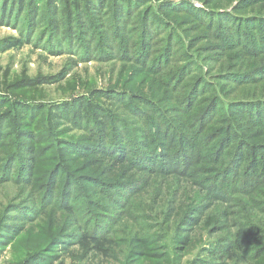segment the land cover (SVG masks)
<instances>
[{
    "label": "trees",
    "instance_id": "trees-1",
    "mask_svg": "<svg viewBox=\"0 0 264 264\" xmlns=\"http://www.w3.org/2000/svg\"><path fill=\"white\" fill-rule=\"evenodd\" d=\"M200 1L201 7L189 1L171 0H161L155 5L150 0H0V24L13 27L19 35L2 40V50L31 44L51 55L70 54L69 70L79 62L102 63L117 58L141 65L144 73L132 78L133 92L94 90L90 98L49 105L45 116H42L44 103H23L0 92V149L5 154L0 158V182L9 181L22 188L39 183L38 208L36 211L32 208L29 215H26L29 207L23 209L24 223L57 211L65 217V223L77 224L76 236H69L64 224L51 236L55 247L75 246L68 252L72 256H67L71 264H112L121 257V264H183L185 254L193 248L196 250L192 256L197 257L188 264H264V165L262 157L255 154L258 148L264 149V135H244L235 126L236 107L264 106V98L245 97L248 83L255 86L261 81L256 75L264 73V66L255 72L258 67L239 70L229 63L210 80L197 77L188 90L190 95L185 100L186 109L181 111L180 127L170 117L166 101L157 99L159 92H154L158 82L164 81L181 94L188 83L181 84L180 78L174 76L179 66L172 71H167L168 67L182 61L196 65L193 53L189 52L191 46L185 43L184 30L170 19L173 15L192 18L189 22L202 30L204 39L211 41L217 62L239 52L259 60L264 57L263 14L243 15L237 12V7L214 8L209 5L213 0ZM241 3L248 6L263 4L264 0H241ZM105 11L110 13L106 20ZM136 14L139 34L133 48L129 44L132 34L128 25ZM40 23L46 30L36 34ZM207 52L208 49L202 50L203 54ZM195 54L203 57L198 49ZM188 72L190 69L180 75L185 78ZM127 73L129 80L133 73ZM213 79L234 81V91H239L240 97L225 100ZM178 81L176 88L171 87ZM148 93L154 98L145 95ZM116 108L127 117L118 114ZM253 113L243 114L251 124L264 125V117ZM205 121L209 125H204ZM167 125L171 131L165 129ZM66 126L79 135L69 133ZM59 127L68 134H58ZM258 137L263 138L256 144L250 142ZM41 145L46 148H37ZM103 159L124 164L130 171L144 173L147 178L144 183L124 176L108 180L105 173L109 171L102 166ZM43 161L46 166L42 165ZM85 170L87 173H82ZM172 176L181 183L190 181L198 192L204 191L213 201L212 205L237 208L234 222L211 226L208 225L211 215H206L205 222L190 223L195 227L189 228V232H181L183 235L158 244L162 239L150 237L149 231L154 226L146 220L154 218L148 214L143 216L145 220L140 222L132 238H118L121 232L116 227L120 220L116 219L132 210L140 195L160 203L167 193L169 206L177 204L182 192L180 187L170 190L157 186L154 191L151 184L154 178L165 177V185ZM110 206L122 209L120 215L111 212ZM195 210L191 204L185 213ZM5 226L9 232L16 233L10 224L1 222L0 241L7 230ZM207 232L223 233L205 244L199 237ZM59 258L52 256L50 263Z\"/></svg>",
    "mask_w": 264,
    "mask_h": 264
},
{
    "label": "rangeland",
    "instance_id": "rangeland-1",
    "mask_svg": "<svg viewBox=\"0 0 264 264\" xmlns=\"http://www.w3.org/2000/svg\"><path fill=\"white\" fill-rule=\"evenodd\" d=\"M124 1L125 0H122V2ZM150 1L152 2V5H155L161 0ZM171 1L174 3L189 1L194 6H202L200 0ZM209 5L214 8L227 7L228 10L237 7V12L243 15L249 13H260L264 15V3H254L246 6L241 3V0H213L209 3ZM109 14V11H105L104 20L107 19ZM122 14L125 15V13ZM131 18V23L128 26L131 30L132 41H130L129 44L132 43L133 45L139 34V32L136 31V26H138V15H132ZM170 19L178 24L182 31L184 30L185 35L183 37L185 43L191 46L192 50L189 49V52L193 53L192 58L196 61V65H193L192 63L190 64L188 61H182L178 64L172 63L168 67L167 71H172L174 67L179 66L174 76L180 78L182 81L181 84L188 83L184 92L182 91L181 94H179L180 91H173L174 89L172 90L166 86L164 81L158 82V87L154 89V92H159L157 99L162 98V100L166 101L165 105L170 108V117L173 118L175 124L180 127L183 124V115H181V111L186 109L187 103L185 100H187L190 95L188 90L190 85L196 81L197 77L204 76L207 80H210V78L215 77V72L221 70L222 67L229 63L235 65L239 70H253V68L258 67L255 70L256 72L259 68L264 66V57L259 60L246 56L243 52H239L232 57L220 58L217 62V52L212 50L211 41L204 39V35L200 34L202 30H199V28L197 29V27L189 22L193 21L191 17L186 15H173ZM38 28H40V30H37L36 34L39 31L44 32V30H46L44 24L42 23L39 24ZM124 34L125 33H122V36H124ZM17 36L19 35L16 29H13V27L8 25L0 24V43L5 38ZM42 38H44L43 35ZM135 46L136 45H133V48ZM197 49L200 52V55L203 56L202 58H198L197 54H195ZM205 49H208V52L203 54L202 50ZM246 53L247 52L245 51V54ZM131 54L133 55L134 52ZM70 57V54L67 53L51 55L44 49L32 46L31 44H22L19 46L13 45L5 50H2V45L0 44V92L7 93L8 96L19 102L31 104L44 103L45 109L42 116H45L46 108L49 105L51 106L55 102H69L80 97L90 98L89 94H91L94 90L114 89L116 91L129 90L133 92L134 88L131 86L132 78L136 77L139 73L144 74L141 72V65L137 63L123 62L117 58L110 60V62L108 61L102 63L95 61L79 62L75 68L69 70V66L71 65ZM185 65H187V67H183L182 69V66ZM127 69H130L133 73L129 80V76L125 75V73H127ZM188 69H190V72H188L185 78H182L180 74L187 72ZM163 71H165V67ZM131 72L129 71L127 74H131ZM256 77L260 78L261 81L255 86L248 83L249 86L247 87L248 90L245 97L264 98V73H257ZM150 78L155 77L150 76ZM213 80L215 83L219 84V89L224 95L223 97L225 100L229 99L233 101V98L240 97L241 93L239 91H234V81ZM167 82H170L169 78H167ZM179 82L180 81L171 87L176 88ZM104 93L105 91L102 92V95H104ZM175 94H178V96L175 97ZM145 95L154 98V96L149 93ZM259 106H255V108H252V106H238L235 108L238 113V115H236L235 126H237L238 130L242 132V134H250L252 136L264 135V125L255 123L251 124L247 120L246 115L243 114L244 112L250 111L254 112L253 115L256 113L261 114L260 117H264V106ZM116 110L121 116L127 117V114L121 109L116 108ZM5 115L9 119V113H6ZM64 125L65 123L60 126ZM204 125H209V123L205 121ZM28 126L33 128L31 124H28ZM65 128L69 130V133H74L76 131L71 127L68 128V126ZM59 129L60 131L58 134H68L64 133L67 132L64 131V128L59 127ZM165 129L171 131V128H169L168 125L165 126ZM74 134L79 135L78 133ZM262 138L263 137L250 139V142L256 144V142L262 140ZM26 142H29V140H26ZM42 146L45 145H41L37 148H41ZM45 148H43V151ZM256 153L262 157L261 162L264 165V149L260 147L255 151V154ZM4 156L5 154L3 150L0 149V158H4ZM65 156L67 157L68 153ZM40 158H42V155ZM103 160L102 166H105V170L109 171L105 173V178L108 180L110 179L115 181L118 176H124L126 179L135 178L144 183L147 178V175L144 173L130 171L124 164H117L109 161L108 159ZM78 161H81V159H78ZM42 165H45L44 161L42 162ZM255 170L258 171L257 169ZM41 171L43 172L42 168ZM82 173L86 174L87 170ZM36 174L39 175L38 170ZM41 177L43 179V176ZM164 178L165 177L154 178L151 183L152 187L154 188V191L157 186L169 187L170 190L180 187L182 192L180 191V197L178 198L179 200L177 201V204L174 207L169 206L170 201L167 193L164 194L165 199L163 198L160 203H156V199L149 196L142 197L143 195H140V198L134 204V208L132 210H128L124 216H119L116 219L120 220L116 227L117 232H121L120 235L118 234V238H132L135 232L139 229L138 225L140 222L145 220L143 216H149L148 214L154 218L153 221L150 219L146 220L147 224L154 226L153 230L149 231L151 232L150 237L152 236L155 237V239H162L157 242L158 244L167 242V239H170L172 236L183 235L181 232H189V228L195 227V225H190V223L193 224L195 220L203 223L206 221V215H211V218L208 220V225L211 226H227L228 224L234 222L233 216L235 214L234 212H237V208L232 207L233 209H224L223 206L218 207L216 205H212L211 202L213 201L207 197L205 192H198L197 187H195L190 181L185 184V181L181 183L180 180H176V178L173 177L172 180L167 179L164 185ZM37 181H39V178ZM38 184L39 183L37 182V184L32 188L30 186L22 188L21 186L9 181L4 180L0 182V223L2 222L6 225L10 224V226L16 230V233H13L9 232L6 226L4 227V229L7 230L5 231V235L2 237V241H0V264H60V260H63V263L61 264H71V259L67 256H72L68 252L70 250H74L75 246L69 245L67 248L59 246L55 247L51 241V236L55 233V231H58V228L62 227L63 224L65 225L66 233L69 234V236H76L79 230L75 222L67 221L65 223V217L63 218L61 213L52 211L46 215H41L38 219L34 218L32 221L24 223L25 219L23 214L25 210L23 209L25 207H29V210H26L28 213L25 212L26 215H29L31 214L30 211H32V208L35 211L38 208L41 193L39 187H37ZM87 186H91V188H93V185L87 184ZM150 191L153 192L152 189ZM93 196L96 199L99 198V195ZM191 204H194L196 210L185 213L186 208ZM11 209H14V211H11ZM110 210L116 216L117 214L120 215V212L122 211V209L119 210L115 206H110ZM5 214L7 217H5ZM232 228H234L233 230H237L234 226H232ZM222 233L223 232H216L213 235H210L208 232L202 233L199 238L204 241L205 244H208L216 240ZM67 241H69V239H67ZM121 245L124 246L123 244ZM195 250L196 249L193 248L189 251V253L185 254L183 264H188L191 260H193V258L197 257L192 256L195 253ZM52 256H60V258L57 261L55 260L53 263H50ZM122 260L123 257L120 258L119 262H112V264H121Z\"/></svg>",
    "mask_w": 264,
    "mask_h": 264
}]
</instances>
